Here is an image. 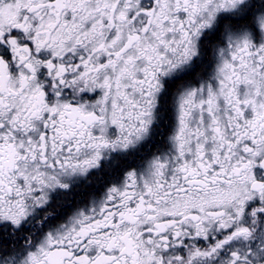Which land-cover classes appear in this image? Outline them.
Here are the masks:
<instances>
[{"label":"snow or ice","instance_id":"6c2138e0","mask_svg":"<svg viewBox=\"0 0 264 264\" xmlns=\"http://www.w3.org/2000/svg\"><path fill=\"white\" fill-rule=\"evenodd\" d=\"M0 264H264V0H0Z\"/></svg>","mask_w":264,"mask_h":264}]
</instances>
